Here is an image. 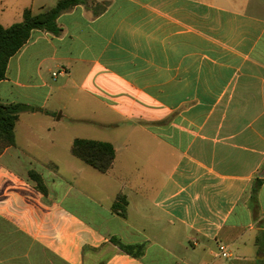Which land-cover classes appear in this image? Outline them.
<instances>
[{
    "label": "crops",
    "instance_id": "crops-1",
    "mask_svg": "<svg viewBox=\"0 0 264 264\" xmlns=\"http://www.w3.org/2000/svg\"><path fill=\"white\" fill-rule=\"evenodd\" d=\"M58 1L1 0L0 24ZM58 24L0 83L38 109L0 157V264H264V0H87ZM77 138L113 144L114 167L62 178L49 154Z\"/></svg>",
    "mask_w": 264,
    "mask_h": 264
},
{
    "label": "trees",
    "instance_id": "trees-1",
    "mask_svg": "<svg viewBox=\"0 0 264 264\" xmlns=\"http://www.w3.org/2000/svg\"><path fill=\"white\" fill-rule=\"evenodd\" d=\"M86 4L87 0H59L56 6L39 14H34L31 9H26L23 13V20L10 27L0 24V83L7 78L10 60L28 43L33 31L40 30L60 36L63 29L58 24L59 17ZM104 10L105 7L102 6L100 12L102 13ZM95 14L99 15L98 11H95ZM37 110L24 104H3L0 102V157L8 148L17 143L16 126L21 114ZM71 152L75 158L101 173H108L115 164L116 149L113 144L108 142L77 138ZM30 179L36 184V189L46 197L48 189L43 177L39 173L31 171ZM261 186L262 181L258 179L251 191L253 202H256ZM127 204V198L121 195L114 203L113 210L115 212L121 210V216H125ZM111 241L121 251L131 256L139 258L144 252L142 245H127L117 238H112Z\"/></svg>",
    "mask_w": 264,
    "mask_h": 264
},
{
    "label": "rangeland",
    "instance_id": "rangeland-1",
    "mask_svg": "<svg viewBox=\"0 0 264 264\" xmlns=\"http://www.w3.org/2000/svg\"><path fill=\"white\" fill-rule=\"evenodd\" d=\"M67 113H70V111H67ZM58 152H52L49 155L54 157V159H50L47 162L49 163H54L56 165H60V174L62 176V178L67 179L69 181H71L72 183L74 182V176L72 173L68 172V170L70 169L69 164L72 163H77L79 165H85L83 162H81L80 160H78L77 158H75L74 156H72V154L65 149L66 147V143L62 142L58 145ZM40 162H45V161H40ZM86 166V165H85ZM35 185V189H36V184ZM52 185V184H51ZM69 200H72V197H69Z\"/></svg>",
    "mask_w": 264,
    "mask_h": 264
},
{
    "label": "built area",
    "instance_id": "built-area-1",
    "mask_svg": "<svg viewBox=\"0 0 264 264\" xmlns=\"http://www.w3.org/2000/svg\"><path fill=\"white\" fill-rule=\"evenodd\" d=\"M220 252H221V255L224 258H228L229 257L228 248L226 246H224V245L220 246Z\"/></svg>",
    "mask_w": 264,
    "mask_h": 264
}]
</instances>
